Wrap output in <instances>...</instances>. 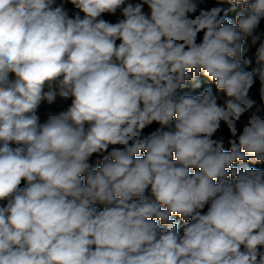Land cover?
<instances>
[{
	"label": "clouds",
	"instance_id": "obj_1",
	"mask_svg": "<svg viewBox=\"0 0 264 264\" xmlns=\"http://www.w3.org/2000/svg\"><path fill=\"white\" fill-rule=\"evenodd\" d=\"M261 35L264 0H0V264H264Z\"/></svg>",
	"mask_w": 264,
	"mask_h": 264
},
{
	"label": "trees",
	"instance_id": "obj_2",
	"mask_svg": "<svg viewBox=\"0 0 264 264\" xmlns=\"http://www.w3.org/2000/svg\"><path fill=\"white\" fill-rule=\"evenodd\" d=\"M261 39L264 40V35H261ZM258 46H259V42L257 43V45L255 47H258ZM254 52H255V48H250L249 52L247 53L249 57L253 58V64L251 66H249V68L247 70H251V68L258 66L254 62ZM258 89H259V81L257 79L256 84L254 85L253 90L251 91V94H252L253 98L257 99V100L259 99ZM68 103H70V101L69 102H65L62 105H59V102H58V105H59L60 108H66ZM234 166H239V163L237 165H234ZM247 166L264 168V165L253 164L251 162H249V164ZM98 208H102V206H98ZM206 210H207V206H206L204 211H206ZM176 219H179V218L177 217ZM180 225H181L180 226V230H181V234H182V228L184 226V223L181 221Z\"/></svg>",
	"mask_w": 264,
	"mask_h": 264
}]
</instances>
